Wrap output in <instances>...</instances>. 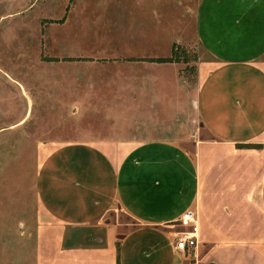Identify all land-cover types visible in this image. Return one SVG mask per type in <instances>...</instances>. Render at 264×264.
Segmentation results:
<instances>
[{"label":"crops","instance_id":"obj_1","mask_svg":"<svg viewBox=\"0 0 264 264\" xmlns=\"http://www.w3.org/2000/svg\"><path fill=\"white\" fill-rule=\"evenodd\" d=\"M168 8L191 12L206 55L195 63L198 132L185 141L44 147L34 264H264V0H172ZM113 209L129 228L105 221ZM188 210L198 226L194 259L172 248L175 221Z\"/></svg>","mask_w":264,"mask_h":264},{"label":"rangeland","instance_id":"obj_2","mask_svg":"<svg viewBox=\"0 0 264 264\" xmlns=\"http://www.w3.org/2000/svg\"><path fill=\"white\" fill-rule=\"evenodd\" d=\"M170 1L0 0V264H34L44 147L198 132L195 63L206 55L191 12L167 14ZM156 12L168 18H140ZM104 218L119 232L131 224L114 209Z\"/></svg>","mask_w":264,"mask_h":264},{"label":"built area","instance_id":"obj_3","mask_svg":"<svg viewBox=\"0 0 264 264\" xmlns=\"http://www.w3.org/2000/svg\"><path fill=\"white\" fill-rule=\"evenodd\" d=\"M179 230L173 233L172 248L181 253H189L193 259L199 245L198 226L196 214L193 211H185L175 221Z\"/></svg>","mask_w":264,"mask_h":264},{"label":"trees","instance_id":"obj_4","mask_svg":"<svg viewBox=\"0 0 264 264\" xmlns=\"http://www.w3.org/2000/svg\"><path fill=\"white\" fill-rule=\"evenodd\" d=\"M73 61V60H72ZM74 61H81V60H74ZM149 62H156V63H169V62H171V60L170 59H166V58H164V59H157V60H148Z\"/></svg>","mask_w":264,"mask_h":264}]
</instances>
